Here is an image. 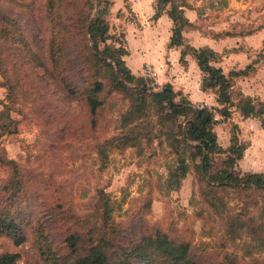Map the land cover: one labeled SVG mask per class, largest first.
Listing matches in <instances>:
<instances>
[{"label": "rangeland", "instance_id": "obj_1", "mask_svg": "<svg viewBox=\"0 0 264 264\" xmlns=\"http://www.w3.org/2000/svg\"><path fill=\"white\" fill-rule=\"evenodd\" d=\"M202 1L218 10L229 0ZM232 1L239 7L236 10L245 12L213 24L217 37L228 41L223 55L245 50L240 43L238 49H227L237 46L234 37L263 32L264 38V0ZM242 1L249 4L247 8L238 4ZM83 2L63 0L54 14L65 22L69 17L79 20ZM91 2L94 15L105 9L108 21L111 0ZM47 5L48 0H0V8L19 24L32 48L30 56L22 47L4 43L0 56V111L4 112L0 117V210L15 218L25 239L18 245L15 238L0 233V255L18 254L19 264H52L46 258L53 253L58 262L73 264L103 238L110 242L111 255L144 236L162 232L177 243L189 244L198 264H264V191L222 188L214 192L194 169L179 190H171L169 169L176 156L168 135L174 125L164 124L152 110L144 122L125 127L130 99L113 91L110 79L91 64L74 68L69 75L77 96L64 90L49 70L56 66ZM221 23L223 29H217ZM77 41L83 54V39ZM249 53H253L249 63L240 59L235 66H243L245 73L223 65L227 76L236 75L230 115L223 117L224 107L213 106L220 146L232 135H241L237 106L242 96L251 97L258 110L264 106V39ZM60 65L59 70L64 66ZM96 80L105 89L94 126L84 89ZM255 118L264 129V113ZM125 133L137 137L139 145L124 147L114 141ZM226 157H215L217 169ZM237 172L244 174L239 168Z\"/></svg>", "mask_w": 264, "mask_h": 264}, {"label": "trees", "instance_id": "obj_2", "mask_svg": "<svg viewBox=\"0 0 264 264\" xmlns=\"http://www.w3.org/2000/svg\"><path fill=\"white\" fill-rule=\"evenodd\" d=\"M62 4H64L63 0H48L47 5L53 24L51 57L56 66L53 70L49 69L52 78L61 83L63 89L66 88L72 96H77L78 92L72 87L69 75L74 72V68L91 64L99 67L104 77L110 79L113 91L121 92L130 99L131 107L123 119L125 127L144 122L149 118L148 113L152 110L161 120H164V124L171 122L174 130L170 129L168 140L176 156L174 165L169 169L168 186L171 190H179L185 176L194 169L214 192L222 188L246 192L264 191V173L237 172L238 163L244 157L246 150V147L240 144L238 137L236 135L232 137V145L227 150L219 145L215 132L217 124L215 110L207 108L196 110L191 102L185 99L175 102L177 94L173 92L171 86H166L159 92L151 91L145 79L134 75L124 61L128 51L121 39L111 35L108 21L104 17L105 13L107 14L105 9L94 15V4L91 0H84L81 18L73 20L69 17L65 22L61 15L54 14L58 5ZM170 5L168 15L174 23L170 48H183L182 62L184 64L188 54L196 58L203 73L202 89L216 92L218 103L224 106L221 114L223 117H228L229 106H233V84L223 69L214 65L220 60V55L212 49H196L185 43L183 32L192 25L183 9L187 5L186 0H157L155 18H159ZM80 38L84 43L83 54L78 52L77 39ZM4 43H10L13 48L22 47L31 56L32 48L28 44L23 29L0 8V56H3ZM60 64L64 66L59 70L57 67H61ZM67 64L70 67H67ZM82 72H85V68ZM104 89V83L101 80L90 82L84 89L94 126H96V116L104 103L100 97ZM237 107L246 118L261 116L264 113V106L258 110L254 100L249 96H242ZM3 113L0 111V117L4 115ZM181 118L184 121L177 124ZM114 141H119L124 147H136L140 143L138 138L130 133L122 134ZM220 154H227V157L222 168L217 169L215 157ZM107 213L108 210L105 215ZM0 233L15 238L18 245L25 242L18 222L13 216L6 215L1 210ZM261 241L264 244V240ZM109 244L107 239H101L86 255L77 258L73 264H198L189 244L177 243L162 232L142 237L130 247L123 248L119 254L113 251L110 255ZM75 246L76 243L73 242L72 247ZM46 259L52 261V264H62L54 258L53 253ZM18 261V254L0 255V264H19Z\"/></svg>", "mask_w": 264, "mask_h": 264}, {"label": "crops", "instance_id": "obj_3", "mask_svg": "<svg viewBox=\"0 0 264 264\" xmlns=\"http://www.w3.org/2000/svg\"><path fill=\"white\" fill-rule=\"evenodd\" d=\"M111 2L112 5L108 13L110 33L122 40L128 51L124 61L134 75L142 76L146 65L153 66L159 74L162 89L171 86L177 97H181L191 104H203L211 109L213 106L217 107L219 103L216 92L202 89L203 73L196 58L192 54H188L185 57L186 64H184L182 62L183 48H170L174 28V23L168 15L171 5L156 19L157 0H111ZM245 2L242 1L238 4L243 5ZM186 4L183 9L192 25L183 32L185 43L196 49L209 48L217 52L220 55V60L214 65L217 68H222L224 73L223 65L226 64L232 65L234 67L232 69L236 71L240 70L236 73H245L246 70L243 66L235 69L237 61L242 59L246 63L250 62L253 53L249 52L258 49L259 42L264 39L263 32L245 37H234V43L237 46L227 49H238L240 47L238 43H240V45H246L245 50L239 52L233 50L223 55L224 50L228 47V41L224 37H217L219 32L214 30L213 25L215 21L226 22L230 18H235L232 15L243 13L245 10H236L239 7L235 6L232 0L228 1V5L217 7L218 10L208 8L206 2L202 0H186ZM248 5L247 3L243 6L247 8ZM222 25L223 23L217 29H223ZM234 75L236 74L231 72L229 76H226L232 82ZM239 115L242 118L241 135L237 137L246 150L244 157L238 163V168L244 174L264 173V129L255 117L246 118L241 112ZM233 136L228 140V143L221 146L224 150L232 145Z\"/></svg>", "mask_w": 264, "mask_h": 264}, {"label": "built area", "instance_id": "obj_4", "mask_svg": "<svg viewBox=\"0 0 264 264\" xmlns=\"http://www.w3.org/2000/svg\"><path fill=\"white\" fill-rule=\"evenodd\" d=\"M142 77L148 81V88L151 91H155L158 92L159 90H161V84L159 82V74L158 72L155 70V68L153 66L150 65H146L145 68L143 69V74ZM194 109L196 110H203L205 108L207 109H211L203 104H192ZM217 118H215V121Z\"/></svg>", "mask_w": 264, "mask_h": 264}]
</instances>
